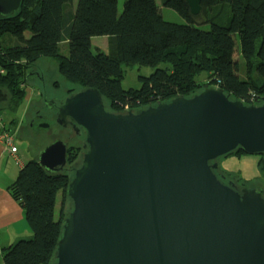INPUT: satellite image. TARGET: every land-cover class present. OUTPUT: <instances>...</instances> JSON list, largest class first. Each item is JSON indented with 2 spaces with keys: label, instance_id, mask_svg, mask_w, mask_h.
<instances>
[{
  "label": "water",
  "instance_id": "1",
  "mask_svg": "<svg viewBox=\"0 0 264 264\" xmlns=\"http://www.w3.org/2000/svg\"><path fill=\"white\" fill-rule=\"evenodd\" d=\"M21 1L0 0V14ZM201 1L186 0L193 16ZM255 103L213 84L137 112H110L92 88L67 96L57 119L84 130L86 149L71 166L53 264H264L262 191L219 177L216 164L237 148L264 154V94ZM37 163L64 173L66 144Z\"/></svg>",
  "mask_w": 264,
  "mask_h": 264
},
{
  "label": "trees",
  "instance_id": "2",
  "mask_svg": "<svg viewBox=\"0 0 264 264\" xmlns=\"http://www.w3.org/2000/svg\"><path fill=\"white\" fill-rule=\"evenodd\" d=\"M160 3L187 23L165 21L156 0H124L121 13L117 0H77L75 6L73 0H22L17 12L0 14L4 108L15 111L19 107L29 84L26 73L42 60H51L69 84L96 89L113 113L137 112L177 95L188 98L211 84L230 99L258 105L255 99L264 94V0H202L196 16L186 0ZM226 9L227 22L220 25L216 20L226 17ZM196 23L210 28L200 29ZM93 37L107 38L106 52L92 47ZM236 39L243 78L234 58ZM64 42L66 56L60 53ZM123 64L148 66L153 72L138 78V89L124 90ZM201 73L206 75L203 81L198 79ZM73 92L69 90L67 96ZM239 153L244 152L237 148L224 157ZM77 159L78 147L70 144L67 163L72 166ZM257 166L260 175L252 186L264 197V161L260 159ZM71 174L50 173L35 160L20 167L6 191L20 207L31 236L2 248V264L54 263L63 219L70 208L66 187Z\"/></svg>",
  "mask_w": 264,
  "mask_h": 264
},
{
  "label": "rangeland",
  "instance_id": "3",
  "mask_svg": "<svg viewBox=\"0 0 264 264\" xmlns=\"http://www.w3.org/2000/svg\"><path fill=\"white\" fill-rule=\"evenodd\" d=\"M77 0H73V4L75 6ZM124 0H117V10L118 13H121L123 8ZM158 8L160 10L161 16L165 21L179 23V24H186L187 21L183 17H181L177 12L174 10L164 7L161 5L160 0H156ZM227 10V9H226ZM229 16V12L227 10V15L224 17L223 20L219 18L216 20L217 23L220 25H225L227 22V18ZM199 20V19H198ZM196 27L208 30L210 26L206 23L204 24H195ZM26 38L30 36L29 33H26ZM107 42V41H106ZM105 42V37H93L91 39V45L93 48L97 47L101 51H107V43ZM238 40L236 39V52L234 58L239 64V77H244V70H243V60L240 58L238 53ZM68 48L66 43H61L60 45V53L62 55H67ZM40 67L49 65L52 67V76L51 78H47L43 81V88L47 94L48 99H53L56 101L63 102L67 97V92L69 90H73L74 93L81 91V87L71 85L66 82L57 72L56 66L51 60H42L37 63ZM123 71V78L121 80V86L124 90L127 89H138L140 87L139 77H148L152 72L153 69L148 66L139 67L137 65H122ZM199 80H205L206 75L201 73ZM53 81H57L59 85L54 87ZM39 86H42L41 81L35 79L28 84V87L25 89V96L19 105V107L15 111H10L3 106V102H0V113H1V121L8 122L10 119L17 120L18 128L15 130V127H10L9 132L10 135L14 136V146L17 149L15 156L10 158L8 161V166L6 170H8L9 176H13V181H15L18 171L20 167L31 160H38L40 153L50 144L55 141L56 137L61 138L62 142H67L70 140V133L65 131L58 130L55 125L52 123L51 114H47V120L43 123L47 124V128H43L40 122V119L36 118L35 110L27 111L29 103L34 100H37L38 95L37 92L39 90ZM70 86H74L70 88ZM41 99L35 102V106H41ZM36 109V108H34ZM2 121V123H4ZM5 124V123H4ZM41 124V125H40ZM44 124V125H45ZM4 127L1 125L0 127ZM2 129L0 130L1 135ZM8 132V131H7ZM75 140L79 141L78 137H75ZM0 140V145H1ZM5 147V146H3ZM262 159L264 161V154L261 155H249L244 153H239L235 155H228L226 157L222 156L216 160L218 176H222L227 181H232L235 186H240V184L244 183L243 187H247L250 189L254 188L252 186L253 181L257 177H259L260 172L258 170V161ZM264 181V178H263ZM59 203V196L56 200V211H57V204ZM1 252V249H0ZM0 257V263H1Z\"/></svg>",
  "mask_w": 264,
  "mask_h": 264
},
{
  "label": "crops",
  "instance_id": "4",
  "mask_svg": "<svg viewBox=\"0 0 264 264\" xmlns=\"http://www.w3.org/2000/svg\"><path fill=\"white\" fill-rule=\"evenodd\" d=\"M107 38L105 37V42ZM65 43V42H64ZM107 43V42H106ZM4 107V106H2ZM1 117V113H0ZM3 121V120H2ZM1 121V123H2ZM4 122V121H3ZM0 123V126H1ZM5 123V124H4ZM4 131L10 127H13L17 120L10 119L8 122H4ZM9 130V129H8ZM11 132V130H9ZM12 156L7 150L0 145V249L14 244L20 239H26L31 236V231L28 228L20 207L9 196L6 188L13 182V176H9L8 161ZM1 257V252H0ZM2 264V262L0 263Z\"/></svg>",
  "mask_w": 264,
  "mask_h": 264
},
{
  "label": "flooded vegetation",
  "instance_id": "5",
  "mask_svg": "<svg viewBox=\"0 0 264 264\" xmlns=\"http://www.w3.org/2000/svg\"><path fill=\"white\" fill-rule=\"evenodd\" d=\"M52 75H53L52 74V67H50L49 65L39 67L37 65V63H36V65L31 67L27 71L26 81L29 84L31 81H34L35 79L41 81V84H42V86H39V90L37 92L38 98H37V100H35V102H37L39 99H41L40 100L41 106H35V102H34V100H32L28 105L27 111L29 112V111L35 110L36 118L40 119L41 124H45L43 122L48 119L47 114L50 113L53 125H55V127L62 132L65 131V132L70 133V135H69L70 140H68L67 142H64L66 144L67 148L70 147V144H72L74 147L75 146L78 147V157H80L84 153V150L86 149V148H84V130L82 128L78 127L77 125H75V123L70 118H66L64 120L59 119V121H58L57 109L63 102L58 101L56 103L55 100L48 99L47 94L43 88V84H44L43 81L47 78H51ZM53 82H56V81H53ZM6 100H7V96H6V99H1L0 102L4 103V102H6ZM34 108H36V109H34ZM0 123H1V118H0ZM1 125H3V123H1ZM18 125H19L18 123H15V125H14L15 130L18 128ZM7 131L10 132L8 129H7ZM12 137L14 139L13 135H12ZM75 137H78L79 141L75 140ZM56 140L61 141V138L56 137L55 141ZM11 156H15V155H11ZM69 165L70 164L67 163L66 171L64 173H71L72 172L73 168Z\"/></svg>",
  "mask_w": 264,
  "mask_h": 264
},
{
  "label": "built area",
  "instance_id": "6",
  "mask_svg": "<svg viewBox=\"0 0 264 264\" xmlns=\"http://www.w3.org/2000/svg\"><path fill=\"white\" fill-rule=\"evenodd\" d=\"M0 140H1V144L3 146H5L4 148L7 150V152L10 155H15L16 154V147L14 146V139L12 137V135L9 134V132L4 131V129L2 128V132L0 135Z\"/></svg>",
  "mask_w": 264,
  "mask_h": 264
}]
</instances>
